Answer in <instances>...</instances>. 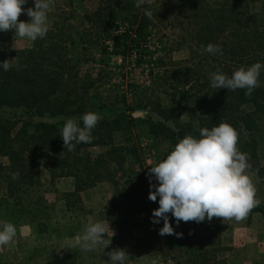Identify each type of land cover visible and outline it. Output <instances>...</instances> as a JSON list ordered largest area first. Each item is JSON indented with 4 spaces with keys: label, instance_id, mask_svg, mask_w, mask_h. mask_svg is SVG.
I'll return each mask as SVG.
<instances>
[{
    "label": "trees",
    "instance_id": "trees-1",
    "mask_svg": "<svg viewBox=\"0 0 264 264\" xmlns=\"http://www.w3.org/2000/svg\"><path fill=\"white\" fill-rule=\"evenodd\" d=\"M135 3L99 0L94 10L79 15L70 7L72 0H63L46 37L29 41L19 51L10 49L13 67H0L1 222L24 225L40 240L30 254L0 257V264H37L45 252V259L56 257L47 264H82L80 251L65 248L56 256L48 252V242L83 231L76 215L84 208L82 191L98 184L110 189L105 217L117 227L114 247L157 248L165 264L236 262L232 225L222 218L177 226L170 214L175 232L183 235L159 234L163 220L152 223L159 197L157 202L148 199L149 166L139 139L144 133L158 144L164 141L169 154L185 136L199 138L201 128L228 122L239 133L238 150L250 154L253 170L264 177L255 135L264 118V70L261 86L250 97L243 89H213L209 78L217 69L231 76L241 66L264 64V0H154L141 8ZM149 7L151 19L145 15ZM167 16L186 28L195 46L190 59L172 61L176 66L171 69L157 55L161 43L154 37V28ZM7 36L0 32V62L8 59L1 47ZM209 43L220 45L223 55L201 54V46ZM113 55L121 62L111 64ZM129 68L140 72V82L124 81ZM163 80L170 89L165 101L158 89ZM104 84L108 86L101 91ZM153 92L161 101H151ZM185 101L199 112L196 122L182 118ZM89 111L101 117L93 141L67 151L62 127L69 118L83 126L82 115ZM17 172L13 180L11 173ZM61 176L73 178L71 190L57 189L55 179ZM51 192H56L54 199L48 197ZM254 212L264 214V203L247 220ZM140 225L143 232L135 235L133 229Z\"/></svg>",
    "mask_w": 264,
    "mask_h": 264
},
{
    "label": "clouds",
    "instance_id": "clouds-1",
    "mask_svg": "<svg viewBox=\"0 0 264 264\" xmlns=\"http://www.w3.org/2000/svg\"><path fill=\"white\" fill-rule=\"evenodd\" d=\"M153 2L154 0H136L135 6H151ZM27 3L28 0H0V32L14 30L12 48L17 51L18 40L35 42L37 39H44L50 30V0H34L33 6L25 8ZM22 13H26L30 19L20 20ZM145 15L152 18L150 7L145 9ZM200 52L223 55L222 47L212 43L207 47L202 45ZM14 61L15 59H6L0 62V67L8 71L13 67ZM262 70L264 64L261 62L241 66L231 76L217 69L209 74L210 86L217 90L228 89L229 92L243 89L245 95L250 97L261 86L259 76ZM100 119L99 114L92 111L82 115L83 126L76 119H67L60 132L64 148L72 152L76 145L91 143L94 139L93 129ZM243 127L241 124L242 129ZM199 133V138L189 134L180 139L166 158L150 164L148 168V199L157 202L159 197V207L152 212V223L159 224L163 220V227L159 229L161 236L183 235L175 232L170 214L175 218L177 226L181 221L201 223L205 219L211 221L214 217L222 218L223 221L233 218L239 221L262 203L256 198L255 182H258V177L249 163L250 154L237 148V129L228 122H221L211 129L203 127ZM11 176L16 180L19 173H11ZM153 180L155 183H152ZM16 235L17 228L13 223L0 222V246L9 244ZM114 235L109 223L89 221L83 226L82 234L66 247L79 248L85 252L98 248L107 249ZM107 256L110 264H127L128 252L124 248H114L107 252ZM150 264H159V261L153 258Z\"/></svg>",
    "mask_w": 264,
    "mask_h": 264
},
{
    "label": "rangeland",
    "instance_id": "rangeland-1",
    "mask_svg": "<svg viewBox=\"0 0 264 264\" xmlns=\"http://www.w3.org/2000/svg\"><path fill=\"white\" fill-rule=\"evenodd\" d=\"M98 3L99 0H72V5L70 7L74 8L79 15H82L84 12L94 10ZM33 4L34 0H28V3L25 4L24 7H31ZM63 5V0H50V9L48 12L49 25L52 23L54 15L58 12L59 7H63ZM65 8L68 9L69 7ZM19 19L27 21L30 19V17H28L26 13H22ZM154 31L157 32V34L155 32L154 37L161 43V48L160 51L157 52V55H161L163 57L164 62L167 63V69H171L176 66L172 63V61L183 62L185 59H190L191 50L195 46L190 43L186 28H181L173 16L165 17L163 23L159 24L158 28L155 27ZM14 34V30L9 31L7 38L1 43V47L8 54V59H14L11 54L8 53L10 49H13L12 45L14 43ZM28 43L29 40L27 39L18 40L17 47H23ZM96 56L99 57L98 54H96ZM109 61L111 64L120 63L121 57L113 55ZM127 72L128 75L124 77V81L127 79H132L136 82L141 81V74L137 69L129 68ZM107 86V84H104V86L101 88V91H105ZM118 87H120V85ZM158 89L160 91L161 99L165 101V91L170 90L168 82L163 80V84L158 87ZM153 93L151 95V101L157 102V100H160L156 97L155 93ZM198 113L199 112L195 109V105L190 101H185L181 106V116L185 120L196 122ZM259 123V130H257L255 135L259 140V163L264 165V118L261 119ZM119 137L120 135H118L117 139H119ZM139 145L141 153L149 167L150 164L158 163L168 155L166 151V142L160 141L158 144V139H154L145 135L144 133L140 135ZM257 177L258 182H255L256 178H254L255 187L257 189L256 198L260 199L264 203V177H260L258 175ZM152 183H155V181L153 180ZM57 185L61 190L68 189L71 186V180L68 177L60 178L57 181ZM148 190L150 192V185ZM109 195L110 189L106 184H98L95 187L85 190L82 193L84 208L78 209L76 211V215L77 218L82 222L83 226L89 221H101L105 224L109 223L110 227L115 232V235L112 237L113 240L117 234L115 226L105 217V207L107 205ZM50 198H52V196ZM141 217H143V215ZM1 221L2 216L0 215V222ZM228 222L232 225V231L235 237V245L239 252L240 264H264V214L261 212H254L250 220L244 218L237 221L235 218H233L228 220ZM16 228V237L9 244L0 246V257L11 260L21 259L23 258V255L30 254L29 250L34 244L40 241L34 234H31L28 231L26 226L22 225ZM133 232L135 235H141L143 232L141 225L138 226V228L133 229ZM81 234L82 232L77 233L74 236H63L60 238L54 236L52 240L48 242V248L50 249L48 252L58 256V253H61L60 250L67 248L66 246H68L78 235ZM114 248H124L127 250V264H134L136 262H151L153 258L158 259L159 264H165V261L161 260L158 249L153 247H114L111 243L107 249L98 248L97 250L90 252L81 251L79 248H73L72 250H74L75 253H77V251L81 252L83 259L82 264H110L107 252ZM46 255L47 252L43 253L42 256L39 255L36 260L37 264H47V262L56 258L55 256H48L47 259H45ZM168 264L170 263L168 262Z\"/></svg>",
    "mask_w": 264,
    "mask_h": 264
},
{
    "label": "crops",
    "instance_id": "crops-1",
    "mask_svg": "<svg viewBox=\"0 0 264 264\" xmlns=\"http://www.w3.org/2000/svg\"><path fill=\"white\" fill-rule=\"evenodd\" d=\"M63 177H68V178H70V180H71V186H70V188H68V189H65V190H71L72 189V187H73V178L71 177V176H61V177H58L57 179H55V186L57 187V189L59 190V191H65V190H61V189H59V187H58V185H57V181L60 179V178H63ZM95 187V186H94ZM92 188V187H91ZM88 189H90V188H88ZM87 190V189H86ZM85 191V190H84ZM84 191H82V193L84 192ZM52 196V198L51 199H54L55 197H56V192H51L50 194H48V197L50 198ZM82 199H83V197H82ZM252 217V216H251ZM245 218H247V217H245ZM228 221V220H227ZM111 222V221H110ZM112 223V222H111ZM112 224H114V223H112ZM114 226H115V230H116V233H117V227H116V225L114 224ZM116 236H117V234H116ZM115 236V237H116ZM234 243H235V237H234ZM247 244H249V243H247ZM237 250V248L235 247V255L233 256V258H234V260H236V262H234L233 264H240V259H239V252H238V250Z\"/></svg>",
    "mask_w": 264,
    "mask_h": 264
},
{
    "label": "water",
    "instance_id": "water-1",
    "mask_svg": "<svg viewBox=\"0 0 264 264\" xmlns=\"http://www.w3.org/2000/svg\"><path fill=\"white\" fill-rule=\"evenodd\" d=\"M133 113L134 114H139V113H141V110H135Z\"/></svg>",
    "mask_w": 264,
    "mask_h": 264
}]
</instances>
